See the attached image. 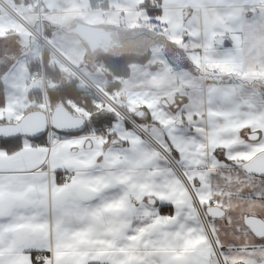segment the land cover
I'll return each instance as SVG.
<instances>
[{
	"label": "snow or ice",
	"instance_id": "6c2138e0",
	"mask_svg": "<svg viewBox=\"0 0 264 264\" xmlns=\"http://www.w3.org/2000/svg\"><path fill=\"white\" fill-rule=\"evenodd\" d=\"M0 132V264H264V97Z\"/></svg>",
	"mask_w": 264,
	"mask_h": 264
},
{
	"label": "crops",
	"instance_id": "0c3cea01",
	"mask_svg": "<svg viewBox=\"0 0 264 264\" xmlns=\"http://www.w3.org/2000/svg\"><path fill=\"white\" fill-rule=\"evenodd\" d=\"M99 1H102V5L98 4ZM99 1L94 6L92 0H0V81L3 83L4 92L5 88H8L7 84L20 88L23 99L21 112L26 113L31 108V82L27 78L29 65L37 60L44 63V53L49 50L40 44L28 29V25L38 29L43 35L45 33L50 37L54 36L55 42L67 55L78 62L79 66L92 71L99 85L96 86L89 80L90 86L83 90L88 93L89 90L93 91L90 93L98 105L97 99L103 100L95 114H119V108L128 115L134 112L147 114L151 109L175 111L177 105L189 103L193 99H198L204 104L212 102L216 107L245 108V105L256 103L264 97L263 87L258 95H239L237 88L227 84L231 73L222 69L224 65L243 62V47L247 43L244 26L247 23L250 27L256 24V27L263 28L264 33V19L260 17L264 15V0H159V3L155 0ZM78 22L113 30V39L122 45L110 49L108 53L102 50L93 52L78 35L67 36L60 33L63 32L60 27H72ZM57 32L60 34L57 35ZM220 36H224L225 41L221 45L218 44ZM151 42L158 45L164 42L167 44L169 68L166 74L162 71L164 63L158 61L163 57L149 52L147 44ZM256 43H259L258 40ZM52 49L57 51L54 47ZM190 51L199 58L201 69L196 68L188 56ZM148 53L149 59H157L156 65L149 66V71L145 66L149 59L146 64H131V74L123 80L119 89L111 85L119 78L114 76L110 79L103 61H98L106 54L121 57L143 56ZM52 56L59 59L50 50L48 65L60 69L53 63ZM262 58L264 54L258 55L255 65H264L260 61ZM60 60L73 75L68 70L60 69L66 77L61 83L54 81L50 87L69 84L75 78L80 82V76L84 77L82 72L69 60L66 59L78 70V74L70 70L63 59ZM178 61L181 62L180 66ZM135 65L136 68L133 67ZM98 66H102V71H98ZM208 71L211 74L208 75ZM15 72L12 81L10 79ZM183 73L190 77H185ZM151 86H161V92L156 89L151 91ZM37 90H40L39 87ZM121 90L127 92L119 95ZM176 91L177 93L172 94ZM112 97L120 98L125 109L113 103ZM46 100L47 95L44 103ZM159 100H162L161 103ZM166 100H176L177 104L172 107L165 105L163 103H167ZM9 104L11 101L7 97L5 106L0 108V124L14 123L20 119L16 115L14 119L7 120L6 108ZM72 106L70 105V110L75 112ZM77 113L74 114H82L84 110L78 109ZM95 114H89V117Z\"/></svg>",
	"mask_w": 264,
	"mask_h": 264
},
{
	"label": "rangeland",
	"instance_id": "374dc122",
	"mask_svg": "<svg viewBox=\"0 0 264 264\" xmlns=\"http://www.w3.org/2000/svg\"><path fill=\"white\" fill-rule=\"evenodd\" d=\"M262 15V14H261ZM262 19H264V15L260 16ZM61 29L64 28H70L69 26H62L60 27ZM263 28L261 27H256V24H254L252 27H250L248 25V23L244 26V36H245V40L247 43H245V47H243V54H244V60L243 62H240L239 64H227L226 66L224 65L222 67V69L225 72H230L231 75H229V82H227V84H229L232 88H237V93L239 95L241 94H249V93H259L260 88H264V65H255L256 62V57L258 55H263L264 54V33H262ZM63 32H60L61 34H65L67 36L71 35L74 36V34L71 33H66L64 30H62ZM152 33L156 34V32L151 31ZM57 32V35L60 34ZM56 34V33H55ZM44 37L46 38L47 42L49 43L50 46L54 47L60 54H62L67 60H69L77 69L80 70V72H82L83 78H81L80 76V82H79V87L80 89H84V88H88V86H90L89 80L95 84L96 86L99 85V83L97 82L96 78L94 77V75L92 74V71L89 69H85L81 66H79L78 62H76L75 60H73V58L69 55H67L62 49L61 47L58 45L57 42H55L54 40V36L50 37L49 35L44 33ZM256 40H258L259 43H256ZM166 43H161V44H157L156 42H151L148 43V49L150 54L154 55V53L159 54L161 57V59H159V62L164 63V67L162 68L163 72H165V74L167 73V68H169V65L167 64V49H166ZM57 52V53H58ZM58 53V54H59ZM59 54V55H60ZM61 56V55H60ZM188 56L190 57V59L192 60L193 64H195L196 68H200L201 66L199 64V58L195 55L194 52L190 51L188 53ZM75 57V55H74ZM52 61L54 64H56L60 69H65L68 70L64 65H63V61L60 59H55L52 56ZM157 59H155V57L149 59V62L145 65L147 67V70L150 71V67L151 65H156V62H158ZM262 63H264V58H262L260 60ZM63 62V63H62ZM178 66L181 65V62L178 61ZM103 66V64H100ZM102 66H98V71H102ZM134 68H136V65L133 66ZM162 67V66H160ZM89 70V71H88ZM69 71V70H68ZM70 72V71H69ZM71 73V72H70ZM16 74L13 73V76L11 77L10 80L13 81V77ZM72 74V73H71ZM185 77H190V75L183 73ZM211 74L210 71H208V75ZM73 75V74H72ZM75 78V77H74ZM167 79V81H170V79H168L167 77H165ZM201 78V77H200ZM16 80V79H15ZM16 82V81H14ZM250 83V84H249ZM263 83V84H261ZM31 85V90L33 89H37L38 87L33 84L30 83ZM8 88H5V94H6V98L8 97L11 101V104L8 105V107L6 108V116H7V120L10 121L12 119H14V117L16 115H18L17 117H22L25 113L21 112L22 108L21 105H23V99H22V92L20 90V88H18L17 86H13L11 84H7ZM161 86H151L150 88H152L151 91H154L153 89H156V91L161 92L160 90ZM136 88V87H135ZM30 90V91H31ZM148 90V89H147ZM136 91V90H135ZM146 91V90H144ZM127 91L126 90H121V92L119 93V95H123L125 94ZM177 93L174 92L172 94ZM183 93V92H180ZM170 94V95H172ZM169 95V96H170ZM107 96L110 98V96L107 94ZM177 96V95H176ZM5 98V99H6ZM97 99V98H96ZM99 105L101 104V102L103 100L101 99H97ZM113 101V103H115L117 106H121L122 108L125 109V105L124 103H122V101H120V98H114L112 97L111 99ZM162 100H159V102L161 103ZM167 104L170 105L171 107L177 104V101L174 100L173 102L166 100ZM108 103L111 107L112 105L109 102ZM50 103H48V100H46V102L43 104V106L41 105L42 109L47 108L49 109ZM71 106L74 108V111L77 113L78 111V107L75 106L74 104L70 103ZM31 107L34 106V103L31 102ZM248 105H245V110H249L248 107H246ZM51 109V108H50ZM72 111V110H71ZM73 112V111H72ZM73 112V113H75ZM78 114V113H77ZM79 115L84 116L86 119L89 118V114L86 113L84 111V113H79Z\"/></svg>",
	"mask_w": 264,
	"mask_h": 264
},
{
	"label": "trees",
	"instance_id": "16d2710c",
	"mask_svg": "<svg viewBox=\"0 0 264 264\" xmlns=\"http://www.w3.org/2000/svg\"><path fill=\"white\" fill-rule=\"evenodd\" d=\"M99 0H92V3L94 6L96 2ZM156 3H159V0H155ZM102 5V3H101ZM156 15L158 14L155 12ZM152 23V20L150 21ZM156 24V23H154ZM50 57V50L45 51L44 53V63L46 65L45 70L48 75L53 76L54 81L61 83L63 81V78L66 77L62 70L58 69L57 67L51 68L48 65ZM150 58V54H145L143 56H133V55H127V56H121V57H114L111 55H102L98 61H103L104 66L107 69V75L111 79L114 76L119 78V80L113 82L111 85L113 87H116L119 89L122 86V82L124 79L130 76L131 74V64H146L148 62V59ZM40 66V62L37 60L29 65V69H35ZM79 79L75 78L71 83L69 84H60L55 85V87L51 88L49 87L47 91V100L50 108L53 109L55 106H57L60 103H63L68 109L70 108V103L77 106L79 109H83L89 114H95V112H98L100 109V106L94 102V98L91 93L93 91L89 90L90 92H86L83 89H80L78 86ZM110 85V86H111ZM29 99L32 103H34V106L29 108L26 112L30 110H37L42 109L41 105L43 106L44 103V96L43 92L41 90L33 89L29 93ZM5 106V92H4V86L3 83L0 81V108H3ZM103 106V105H102Z\"/></svg>",
	"mask_w": 264,
	"mask_h": 264
},
{
	"label": "water",
	"instance_id": "95a60500",
	"mask_svg": "<svg viewBox=\"0 0 264 264\" xmlns=\"http://www.w3.org/2000/svg\"><path fill=\"white\" fill-rule=\"evenodd\" d=\"M67 33L78 35L86 42L89 49L93 52L102 50L108 53L110 49L122 45L121 42L113 40V30H109L92 24L78 22L70 28L61 29ZM224 36L219 37L218 44H224ZM163 104L167 105L166 102ZM86 119L82 115L74 114L63 103L58 104L53 109H37L26 112L17 122L0 124V132L8 133H30L38 132L46 126H62L71 121Z\"/></svg>",
	"mask_w": 264,
	"mask_h": 264
},
{
	"label": "built area",
	"instance_id": "2783aa9c",
	"mask_svg": "<svg viewBox=\"0 0 264 264\" xmlns=\"http://www.w3.org/2000/svg\"><path fill=\"white\" fill-rule=\"evenodd\" d=\"M98 4H101V1H99ZM28 29L30 30V32L32 34L35 35V37H37V39L39 40L40 44L43 47H46L49 50H52V52L59 59H63L65 61V65H67V67L70 68V70L74 71L77 74L79 73L78 70L76 68H74V66L70 62H68L65 58L60 56L57 53V51L52 49V47L49 45V43L47 42V40L44 37V35L42 34V32H40L38 29L34 28L33 26H29V25H28ZM27 78H28L29 82L37 85L39 87V89L44 93V95H46V93H47V91H48V89L50 87V84H52L54 82L53 76L47 74V72L45 70V67H44V63H42V62H41V65L38 68H35L33 70H29V77H27ZM117 110H118L119 114L122 115V116H127L128 115L121 108H119Z\"/></svg>",
	"mask_w": 264,
	"mask_h": 264
},
{
	"label": "flooded vegetation",
	"instance_id": "af4514ba",
	"mask_svg": "<svg viewBox=\"0 0 264 264\" xmlns=\"http://www.w3.org/2000/svg\"><path fill=\"white\" fill-rule=\"evenodd\" d=\"M113 40H116V39H113ZM116 41H118V40H116Z\"/></svg>",
	"mask_w": 264,
	"mask_h": 264
}]
</instances>
